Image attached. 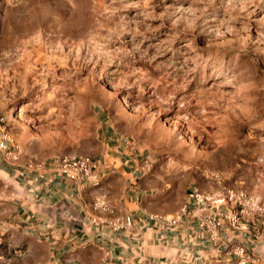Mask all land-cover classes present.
I'll use <instances>...</instances> for the list:
<instances>
[{"label": "clouds", "instance_id": "clouds-1", "mask_svg": "<svg viewBox=\"0 0 264 264\" xmlns=\"http://www.w3.org/2000/svg\"><path fill=\"white\" fill-rule=\"evenodd\" d=\"M6 5L0 264H264V0Z\"/></svg>", "mask_w": 264, "mask_h": 264}, {"label": "rangeland", "instance_id": "rangeland-1", "mask_svg": "<svg viewBox=\"0 0 264 264\" xmlns=\"http://www.w3.org/2000/svg\"><path fill=\"white\" fill-rule=\"evenodd\" d=\"M8 7L10 6H5V8L3 10H0V20H3L5 17L12 19L13 18V14L8 12Z\"/></svg>", "mask_w": 264, "mask_h": 264}, {"label": "crops", "instance_id": "crops-1", "mask_svg": "<svg viewBox=\"0 0 264 264\" xmlns=\"http://www.w3.org/2000/svg\"><path fill=\"white\" fill-rule=\"evenodd\" d=\"M116 255H119V249L117 250Z\"/></svg>", "mask_w": 264, "mask_h": 264}]
</instances>
